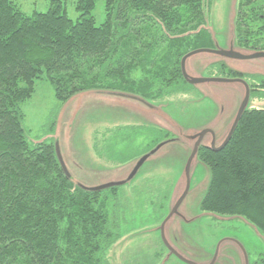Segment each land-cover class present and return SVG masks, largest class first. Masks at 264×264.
<instances>
[{
    "label": "trees",
    "instance_id": "16d2710c",
    "mask_svg": "<svg viewBox=\"0 0 264 264\" xmlns=\"http://www.w3.org/2000/svg\"><path fill=\"white\" fill-rule=\"evenodd\" d=\"M103 1L97 24V0H78L75 21L60 0L32 14L0 0V264H109L120 238L111 210L124 198L121 186L86 190L65 174L55 139L29 140L21 104L36 81H50L61 102L94 90L155 103L188 92L183 58L214 48L204 0ZM235 24L238 45L264 51V0H241ZM219 67L228 79L244 75ZM140 68L142 77L132 78ZM263 89L264 78L250 91ZM110 132L122 140L150 135L147 152L169 137L145 125ZM198 154L211 171L202 210L244 217L264 234V109H245L222 149Z\"/></svg>",
    "mask_w": 264,
    "mask_h": 264
},
{
    "label": "rangeland",
    "instance_id": "374dc122",
    "mask_svg": "<svg viewBox=\"0 0 264 264\" xmlns=\"http://www.w3.org/2000/svg\"><path fill=\"white\" fill-rule=\"evenodd\" d=\"M13 1L27 14L45 12L52 2ZM60 1L77 20L78 0ZM204 2L214 48L186 58L188 92L182 89L144 104L90 90L61 102L54 85L39 79L32 97L21 104L29 140L55 139L71 178L86 187L127 179L152 139L138 135L122 140L110 130L145 125L168 134L170 141L121 185L124 198L111 210L120 238L107 251L109 264H264V234L255 223L201 208L211 172L194 153L197 146H222L244 104L246 109H264V89L250 91L246 101L249 88L264 78V51L242 47L235 39L241 0ZM92 15L97 24L105 20L103 0H97ZM221 64L243 77L225 78ZM131 77L141 78V68ZM163 134L159 138L167 139Z\"/></svg>",
    "mask_w": 264,
    "mask_h": 264
},
{
    "label": "water",
    "instance_id": "95a60500",
    "mask_svg": "<svg viewBox=\"0 0 264 264\" xmlns=\"http://www.w3.org/2000/svg\"><path fill=\"white\" fill-rule=\"evenodd\" d=\"M199 50H202V49H198V51ZM197 50H195V51H193V52H191V53H188L184 58H183V60H182V69H183V73H184V76H185V78H187L186 77V74H185V68H184V64H185V61H186V58L188 57V56H190L192 53H194V52H196ZM257 52H260V53H262L263 51H257ZM187 80V79H186ZM100 92H102V91H100ZM103 92H105V91H103ZM105 93H109V92H105ZM112 94V93H111ZM249 94H250V88H249V90H248V93H247V98H246V101H247V99H248V97H249ZM114 95H119V96H124V97H130V98H132V99H137V100H142V102L144 103V104H151L149 101H147V100H145L144 98H141V97H138V96H135V95H129V94H124V93H115ZM245 104L242 106V108L240 109V111H239V114H238V116H237V118H236V120H235V122H234V125H233V127H232V130H231V132H230V134H229V136H228V138L226 139V141L223 143V145L222 146H220V147H218V148H211V147H209V148H211V149H213V150H215V151H218V150H220V149H222L227 143H228V141L230 140V138H231V136H232V133H233V131H234V129H235V127H236V125H237V123H238V121H239V119H240V117H241V115H242V113L245 111ZM170 141V139H167V140H164V141H162L161 143H159L156 147H154L152 150H150L149 152H147V153H145L144 155H142L137 161H136V163H135V166L133 167V169H132V171H131V173L129 174V176L127 177V179H124V180H122V181H119V182H108V183H105V184H103V185H100V186H96V187H86V186H84V185H82L81 183H78V182H75L73 179V181L77 184V185H79L80 187H82V188H84V189H86V190H89V191H102V190H105V189H108V188H111V187H114V186H121V185H124V184H126L128 181H130V180H132L135 176H136V174L139 172V170L141 169V167L145 164V162L148 160V158L151 156V155H153V154H155L166 142H169ZM207 147V146H206ZM200 148V147H199ZM199 148H198V146H197V148H196V150L194 151V153H197V152H199ZM55 149H56V154H57V158H58V160H59V163H60V165H61V167H62V169L64 170V172H65V174L68 176V177H71V174H70V172L68 171V168H67V166H66V164H65V162H64V159H63V156H62V153H61V149H60V145H59V143L58 142H55ZM211 172V171H210Z\"/></svg>",
    "mask_w": 264,
    "mask_h": 264
}]
</instances>
